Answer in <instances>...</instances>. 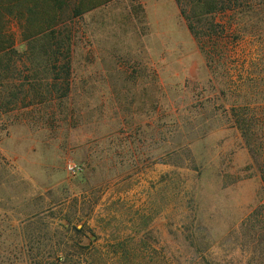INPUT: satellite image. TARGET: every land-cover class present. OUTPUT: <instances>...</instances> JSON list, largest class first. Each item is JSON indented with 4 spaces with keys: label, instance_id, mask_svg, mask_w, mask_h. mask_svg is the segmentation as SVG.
I'll return each instance as SVG.
<instances>
[{
    "label": "rangeland",
    "instance_id": "374dc122",
    "mask_svg": "<svg viewBox=\"0 0 264 264\" xmlns=\"http://www.w3.org/2000/svg\"><path fill=\"white\" fill-rule=\"evenodd\" d=\"M19 27L0 37V264H264V151L234 122L264 150V17L226 66L174 0L87 14L69 66Z\"/></svg>",
    "mask_w": 264,
    "mask_h": 264
},
{
    "label": "trees",
    "instance_id": "16d2710c",
    "mask_svg": "<svg viewBox=\"0 0 264 264\" xmlns=\"http://www.w3.org/2000/svg\"><path fill=\"white\" fill-rule=\"evenodd\" d=\"M115 1L0 0V37L3 35L4 19L8 17L19 24L25 50H38L45 61L58 64L64 60L69 66L74 60L76 29L82 26L84 17ZM174 1L186 29L200 45L206 61L214 66H226L227 48L233 41L235 32H240L241 20L251 23L258 16L264 17V0ZM252 28L251 25L249 33ZM8 44L12 46L14 41L11 39ZM2 48L0 41V51ZM62 52L66 59L60 56ZM234 119L235 124H239L241 128V134L251 154L257 156L258 149L264 151L260 146L252 147L249 140L254 136L250 131L246 132L250 123L255 121L254 117ZM259 171L264 189V165L259 166Z\"/></svg>",
    "mask_w": 264,
    "mask_h": 264
},
{
    "label": "built area",
    "instance_id": "2783aa9c",
    "mask_svg": "<svg viewBox=\"0 0 264 264\" xmlns=\"http://www.w3.org/2000/svg\"><path fill=\"white\" fill-rule=\"evenodd\" d=\"M65 171L70 177H75L81 171V168L76 163L70 161L66 163Z\"/></svg>",
    "mask_w": 264,
    "mask_h": 264
}]
</instances>
